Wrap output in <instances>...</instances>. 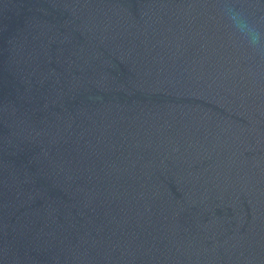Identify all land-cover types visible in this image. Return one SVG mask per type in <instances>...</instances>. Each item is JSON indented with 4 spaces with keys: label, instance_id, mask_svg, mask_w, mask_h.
Returning a JSON list of instances; mask_svg holds the SVG:
<instances>
[{
    "label": "water",
    "instance_id": "obj_1",
    "mask_svg": "<svg viewBox=\"0 0 264 264\" xmlns=\"http://www.w3.org/2000/svg\"><path fill=\"white\" fill-rule=\"evenodd\" d=\"M0 264H264V0H0Z\"/></svg>",
    "mask_w": 264,
    "mask_h": 264
},
{
    "label": "clouds",
    "instance_id": "obj_2",
    "mask_svg": "<svg viewBox=\"0 0 264 264\" xmlns=\"http://www.w3.org/2000/svg\"><path fill=\"white\" fill-rule=\"evenodd\" d=\"M242 27H247L246 25H242ZM248 32L251 35V43L253 45H256L260 42L261 40V34L259 32H257L255 29L252 28H248Z\"/></svg>",
    "mask_w": 264,
    "mask_h": 264
}]
</instances>
